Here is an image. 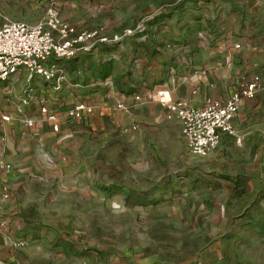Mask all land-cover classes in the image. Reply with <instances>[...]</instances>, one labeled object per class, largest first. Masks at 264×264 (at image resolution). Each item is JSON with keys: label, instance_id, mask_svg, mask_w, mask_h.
Wrapping results in <instances>:
<instances>
[{"label": "rangeland", "instance_id": "1", "mask_svg": "<svg viewBox=\"0 0 264 264\" xmlns=\"http://www.w3.org/2000/svg\"><path fill=\"white\" fill-rule=\"evenodd\" d=\"M51 5L78 29L133 33L119 46L61 61L66 82L59 91L33 86L24 106L33 128L19 117L8 124L0 119L3 159L14 166L10 199L0 210L13 236L28 242L13 249L0 232V264H264V112L252 110L248 122L239 121L241 142L222 140L207 158L192 155L178 119L149 101L130 114L101 112L102 104L162 86L192 93L202 88L194 81L201 75L218 89L228 52L247 53L249 72L242 75L264 81L255 68L264 0H0V26L8 20L36 24ZM119 49L121 69L112 60L107 77L103 63ZM215 52L211 79L203 61ZM117 72L131 95L118 87ZM10 80L0 85V106L15 116L12 98L21 104L28 82L18 75ZM40 99L58 116L59 131L35 104ZM78 102L99 109L84 121L66 120V110ZM255 128L257 134H248ZM132 192L146 204L131 205L126 197ZM64 239L85 254L62 252Z\"/></svg>", "mask_w": 264, "mask_h": 264}, {"label": "built area", "instance_id": "2", "mask_svg": "<svg viewBox=\"0 0 264 264\" xmlns=\"http://www.w3.org/2000/svg\"><path fill=\"white\" fill-rule=\"evenodd\" d=\"M133 33L128 29L123 34H110L104 27L92 29H78L66 23L59 12L50 6L44 18L36 24L25 21L8 20L0 26V81L18 75L26 76L28 88L21 104L16 106V115L4 113L0 106V117L4 123H11L15 117L27 129L34 127L35 121L24 113V106L31 100V83L40 78L53 85V90L59 91L66 82V74L59 61L72 60L88 55L99 45H115ZM239 48V45H236ZM240 90L222 103L218 100L207 99L203 107H196L188 100L174 101L165 89L155 90L146 96L134 95L129 101L115 104H102L101 112L113 111L130 114L132 108L144 101H156L167 111L169 119H178L183 138L190 153L196 157H209L220 145L223 136H237L233 120L239 112L243 98L255 99L264 91V81L259 76L251 79H240ZM40 112L46 117L54 131H59L60 122L44 99H40ZM99 108L96 104L79 102L69 107L65 112V119L69 121H84L94 115ZM133 129H136L134 126ZM14 171L12 163L0 160V203L10 199L8 179ZM6 216V217H5ZM10 220L0 210V232L5 236L7 245L13 249L27 246L25 238L14 237Z\"/></svg>", "mask_w": 264, "mask_h": 264}, {"label": "crops", "instance_id": "3", "mask_svg": "<svg viewBox=\"0 0 264 264\" xmlns=\"http://www.w3.org/2000/svg\"><path fill=\"white\" fill-rule=\"evenodd\" d=\"M119 45L120 44H116V46H119ZM258 48H260V50L262 51V54L260 56H257V65L255 68H257V72L264 74V40L262 41V45H260V47H258ZM120 53L123 54V51L121 49H119V52L117 54H115V56H113L112 59H110V60L115 61L114 64H117L116 65L117 69H121V65L116 62L117 58L121 57V55L118 56V54H120ZM110 60H108V61H110ZM206 61H208V65H207L208 67L205 69L209 71L208 74L210 75V77L212 79L213 73L211 72V70L212 71L214 70L215 74H217L216 52L212 53V54L209 53L206 58L204 57L203 63ZM248 61H249V59H248L247 53L234 54V53L228 52L226 55V66L228 68V73L222 72L221 75H218V79L216 81L220 85L218 89L215 88V87H217L216 84H215L216 86H214L212 83L209 84V82H212L213 79L210 80L209 77L208 78H202V75L196 76L194 79L195 82H201L202 88L199 90H197V89L193 90L192 93H189L188 90L186 92L182 93L181 90H179L178 93L175 94V93L170 92L168 90L167 86H162L160 89L167 90L170 93L171 98L174 101L185 99V100H188L189 102H191V104H193L196 107H203L205 105L207 99L218 100L222 103H225L233 95V93L240 90V88H241L240 87V79L245 76V75H242V73L249 72ZM235 63H236V65H235ZM199 70H201V68ZM204 73H206V72H204ZM117 74H118V72H117ZM8 81H11L10 78L7 81H0V85H3V84L6 85V82H8ZM37 81H39V82H37ZM33 82H34V84H32ZM33 82L31 83V87L34 86L36 91L42 90V85L50 84V83L43 81L40 78L35 79ZM50 85H52V84H50ZM36 87H38V89H36ZM43 92H45V91H43ZM7 100L10 101V99H7ZM19 100L21 102L22 98L18 99V101ZM16 103H17L16 99L12 98V101H11L12 105H10V108L16 110L15 109L17 106ZM150 103L160 107L162 109V114L166 113V115H167L166 109L163 108L158 102L152 101ZM35 104L38 105L39 101H36ZM89 104H91V103H89ZM40 108H41V105H40ZM2 109H3L4 113H8L6 110L7 108H5V109L2 108ZM252 110L255 112L256 111L264 112V91L260 92L258 94V96L253 100H248L245 98L242 99L239 112L233 120V126L236 130L237 136L240 138H242L241 135L242 134L245 135V133L243 131L242 126H240L239 121L248 122L247 119L250 117V113L252 112ZM0 119H1V117H0ZM1 122L3 124H8V123H4L2 121V119H1ZM258 132H259L258 129L255 128L254 130L252 129L250 132H248V134L253 135V134H257ZM228 138H230V136L224 135L223 141H226ZM1 145H2V143H0V160H4L3 159V152L5 151V148L3 147L4 148L3 149Z\"/></svg>", "mask_w": 264, "mask_h": 264}, {"label": "trees", "instance_id": "4", "mask_svg": "<svg viewBox=\"0 0 264 264\" xmlns=\"http://www.w3.org/2000/svg\"><path fill=\"white\" fill-rule=\"evenodd\" d=\"M99 46H107V45H99ZM99 46H97L95 49H97ZM94 49V50H95ZM93 50V51H94ZM148 54L150 56H154L156 54V51H152V49H148ZM93 53V52H92ZM90 53V54H92ZM88 54V55H90ZM84 56H87V55H84ZM82 57V56H81ZM79 58V57H78ZM77 59V58H75ZM75 59H72V60H75ZM65 61V60H64ZM61 61H59V64H60ZM104 64H107V65H104ZM112 64V60L110 61H107L105 63H103V67L101 69V72L106 75L108 77L109 75V70H110V66ZM123 74H119L115 77V80H116V83L118 84V87H121V90L124 92V93H127L128 95H131V93L128 91V90H125L123 87V83L121 82L123 80ZM202 182L205 186H208V187H213V186H216V187H220V185L216 182H210L206 179H202ZM127 200L128 202L131 204V205H144L146 204L147 202V198L143 197L142 195H138L136 193H129L127 195ZM58 247L61 249L62 252H65V253H71V254H74L75 256H83L85 253L81 252L76 244L74 242H70V241H67V240H63L60 244H58Z\"/></svg>", "mask_w": 264, "mask_h": 264}]
</instances>
